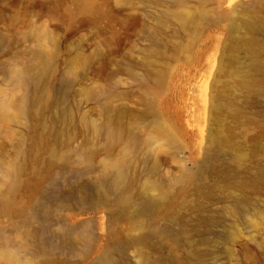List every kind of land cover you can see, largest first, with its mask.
I'll list each match as a JSON object with an SVG mask.
<instances>
[{"label":"rangeland","instance_id":"obj_1","mask_svg":"<svg viewBox=\"0 0 264 264\" xmlns=\"http://www.w3.org/2000/svg\"><path fill=\"white\" fill-rule=\"evenodd\" d=\"M114 158L127 194L164 193L151 217L93 206ZM105 249L264 264V0H0V264Z\"/></svg>","mask_w":264,"mask_h":264},{"label":"bare ground","instance_id":"obj_2","mask_svg":"<svg viewBox=\"0 0 264 264\" xmlns=\"http://www.w3.org/2000/svg\"><path fill=\"white\" fill-rule=\"evenodd\" d=\"M42 69L39 68L36 72L30 75L25 70H19L16 72V77L19 78L24 83H35L37 78L40 76ZM20 111L25 114L28 112V107L23 104L20 108ZM107 133L114 139H119L120 136L114 131L110 126H106ZM211 165V163H210ZM103 170L106 173L107 179L99 182H96L91 189L89 195L92 200L94 199L95 205H105L111 214H116L119 216V219L122 220H136L140 218L151 217L153 213L159 211L161 208V197L164 193H160L157 199H150L147 196H137L127 194L123 188V182L125 180V164L122 159L114 158L103 163ZM9 177H12V170H8ZM153 187H159L155 182H148ZM112 196V197H110ZM81 202H83L80 199ZM36 213V210L33 211V214ZM142 226V234L140 239L147 240L153 234H163L158 231L146 230V224ZM81 243L82 254H86L89 246H91L92 238L88 230H83L79 234V241ZM41 248L45 249L46 247L42 246ZM109 250H103L99 256L96 257V264H110L111 260L109 258ZM146 264H159L157 261L152 259H147Z\"/></svg>","mask_w":264,"mask_h":264}]
</instances>
